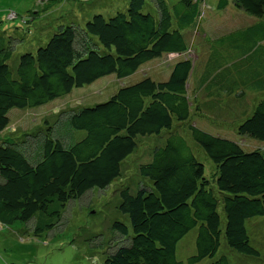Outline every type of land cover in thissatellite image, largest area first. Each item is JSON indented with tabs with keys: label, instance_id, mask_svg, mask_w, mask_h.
I'll return each instance as SVG.
<instances>
[{
	"label": "trees",
	"instance_id": "16d2710c",
	"mask_svg": "<svg viewBox=\"0 0 264 264\" xmlns=\"http://www.w3.org/2000/svg\"><path fill=\"white\" fill-rule=\"evenodd\" d=\"M205 1L179 0L169 5L167 0H154L155 14L146 0H129L125 11L110 17L95 14L84 27L61 25L44 46L20 56L16 74L10 67L13 45L0 37L1 132L10 125L8 115L13 109L38 108L102 78L115 75L123 80L153 60L182 55L175 57L178 61L168 80L158 82L147 76L122 86L105 102L65 114L78 139L65 143L50 129L39 140L37 152L2 144L0 225L28 224L40 217L35 236L52 231L69 202L95 189L105 191L121 178L122 164L137 149L138 139L165 136L151 160L139 167V175L151 184L135 194L129 187L119 189L118 210L130 226L123 218L113 223L112 230L127 243L108 253L105 264H200L215 259L223 237L233 253L259 259L251 231L264 220V150L248 151L228 137L237 132L244 139L264 143V97L249 115L242 114L241 108L248 94L244 89L263 93L264 85L252 80L236 85L220 82L222 91L215 92L216 82L208 80L222 61L219 46L224 43L218 41L209 54L216 60L196 86L208 93L199 102L197 90L190 87L195 69L190 41L195 34H188L198 29ZM215 3V9L225 12L230 0ZM232 4L257 18L260 24L252 28V38L264 40V0H233ZM244 33L229 38L244 39ZM214 115L223 120L214 121L217 132L235 128L221 135L201 129L200 118ZM189 138L216 167L211 177ZM194 229L196 253L181 261L177 245ZM211 264L231 261L221 254Z\"/></svg>",
	"mask_w": 264,
	"mask_h": 264
},
{
	"label": "rangeland",
	"instance_id": "374dc122",
	"mask_svg": "<svg viewBox=\"0 0 264 264\" xmlns=\"http://www.w3.org/2000/svg\"><path fill=\"white\" fill-rule=\"evenodd\" d=\"M146 1L149 11L156 14L157 8L154 0ZM178 1L167 0L169 5H174ZM218 1H205L204 14L197 25L198 31L190 32L188 35L195 34L198 43L194 48L197 51H202L206 57H210L212 47L217 48L219 42L225 45L222 51H226L225 57H235L238 51L242 50L240 48L241 41L228 39L227 44L224 38L231 29H239L235 31V34L252 32L253 24L257 18L235 8L232 4L233 0H230L227 11L218 12L219 10L214 6ZM128 3L129 0H0V37L4 38L6 45H13V57L10 60L12 72L16 74L22 54L36 52L40 46H44L48 42L61 25L75 24L84 27L95 14L110 17L125 11ZM11 13L16 14L17 18L11 20L9 17ZM205 32L208 33L210 40L205 39ZM192 42L193 40L190 41L191 46ZM219 50H222V47L219 46ZM175 57L165 55L160 59L153 60L143 65L134 75L123 80L117 79L115 75L102 78L93 85L74 89L69 95L38 108L11 110L8 115L10 125L4 131H0V146L8 144L37 152L38 147L40 148L38 143L50 129L54 136L57 135L56 137L61 138L65 143H68L70 138L78 139L79 137L75 136V138L70 131L69 120L65 114L69 116L82 107L105 102L122 86L137 83L147 76L158 82L168 80L173 66L178 61ZM261 57L262 53L257 57L261 62L255 63L257 65L253 68L260 66L256 71L261 72V78L256 81L262 79L264 82V58L261 59ZM191 58L195 60L194 55ZM215 60L216 58H213V61ZM255 72L243 75L239 82L253 80ZM209 82L216 81L209 80ZM218 83L220 84V82H216V85ZM190 87L194 88L193 85ZM247 88L244 91L246 90L248 94H246L241 108L242 114L249 115L254 110L256 103L264 97V92L257 93L253 89ZM214 90L221 92L222 88L216 86ZM207 96V92L200 94V98ZM218 117V115H214L212 118H200V128L214 135L229 134L235 126L232 125L229 129L223 127L220 129L221 133L217 132L218 128L214 121L223 122L221 117ZM79 134L84 135L83 132H79ZM231 135L228 137L229 139L241 143L248 151L264 150V143L260 141L244 139L237 135V132ZM164 138L165 136L163 138L153 136L138 139L137 149L122 164L121 178L105 191L95 189L86 193L82 198L69 202L64 206L61 219L59 223L55 222L52 231L45 232L40 237L35 236L33 232L36 225H39L40 217L33 219L28 224L18 222L12 226L0 225V264H105L107 254L126 242L112 230L113 223L125 218V223L130 226L128 218L118 210L121 202L119 189L129 187L135 194L140 188L151 184L139 175V167L151 160L154 149L163 144ZM189 142L199 160L205 164L206 175L211 177L216 167L199 145L191 138H189ZM29 156H33V154ZM259 221L251 231L261 254L258 260L251 261L250 258L230 251L225 246L224 237L222 238V247L215 259L223 254L228 256L231 264H264V220ZM196 237L197 229H194L178 243L177 258L179 260L186 261L195 255ZM215 259H206L200 264H211Z\"/></svg>",
	"mask_w": 264,
	"mask_h": 264
},
{
	"label": "crops",
	"instance_id": "0c3cea01",
	"mask_svg": "<svg viewBox=\"0 0 264 264\" xmlns=\"http://www.w3.org/2000/svg\"><path fill=\"white\" fill-rule=\"evenodd\" d=\"M218 12H221V11H218ZM255 24L259 25L260 23L258 20H256L254 22L253 26H255ZM238 30H239L238 28L237 29H231V31L226 35V37L224 39L226 41H228V39H231V38H229V36L236 35L235 31H238ZM239 33H241V32H239ZM239 33H237V34H239ZM254 34H255L254 31H252L248 34L244 33V35H245L244 39H241V38L234 39L235 41L240 40L242 43L240 45V48H242V50L240 49L238 51L237 56H235V57H225V55L227 54L226 51L222 52L225 48V45L222 46V50H219V52H222V53H220L222 61H221V63L218 64L217 68H215L212 71V73L209 75V76H212L209 80H213V78L214 79L218 78L217 80H214V81L221 82V83L227 84V85H236L237 83H239V80L242 78L243 75H245L246 72H248L249 70H252V72H255L257 69L260 68V66H258L257 68H253V67H255L257 65V64L255 65V63L261 62V60L257 59L259 54L262 53L261 59L264 58V40H262V41H260V40L255 41V39L253 40L252 36ZM197 37H198V35H197ZM204 37L206 40L210 39V37L208 36V33H206V32L204 33ZM215 41H216V39H215ZM249 42H250V46L252 47V49L250 51H248ZM192 43L195 46L198 43L197 39L194 38ZM235 49H234V51H237ZM192 52L194 53L193 55L195 57V69H194V73H193V79L191 80V82H192L191 85H193L194 88L196 89V86L200 83V79L202 80V79H205L207 77L206 72L209 71V65L212 64V62H214V61L212 59H210V57H206V54L204 55V53L202 51L201 52L197 51L195 48L192 50ZM175 56L182 58V55H180V56L175 55ZM248 67L250 69H247ZM226 78H228V80H226ZM259 78H261V72L256 71L253 75L252 81H256ZM209 80H208V83H210ZM256 82H259L258 84L261 86L264 85L262 79L260 81H256ZM216 86L219 87L220 84L218 83L217 85H215V87ZM215 87H214V89H215ZM196 90L198 92L199 102H202V100L204 98H200V94H202L203 92H206V89H203V87H202L201 89L197 88Z\"/></svg>",
	"mask_w": 264,
	"mask_h": 264
},
{
	"label": "built area",
	"instance_id": "2783aa9c",
	"mask_svg": "<svg viewBox=\"0 0 264 264\" xmlns=\"http://www.w3.org/2000/svg\"><path fill=\"white\" fill-rule=\"evenodd\" d=\"M9 17H10L11 20H14V19L17 18V15L14 14V13H11V14L9 15Z\"/></svg>",
	"mask_w": 264,
	"mask_h": 264
},
{
	"label": "clouds",
	"instance_id": "9594fccd",
	"mask_svg": "<svg viewBox=\"0 0 264 264\" xmlns=\"http://www.w3.org/2000/svg\"><path fill=\"white\" fill-rule=\"evenodd\" d=\"M173 56H175V55H173Z\"/></svg>",
	"mask_w": 264,
	"mask_h": 264
}]
</instances>
